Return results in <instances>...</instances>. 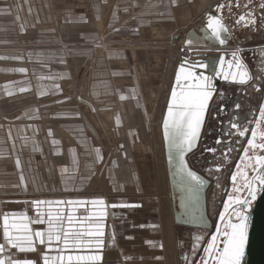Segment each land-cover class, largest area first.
<instances>
[{
  "label": "crops",
  "instance_id": "crops-1",
  "mask_svg": "<svg viewBox=\"0 0 264 264\" xmlns=\"http://www.w3.org/2000/svg\"><path fill=\"white\" fill-rule=\"evenodd\" d=\"M219 1L0 0V244L6 213L32 218L33 201H51L53 214L62 211L65 217L59 226L75 232L80 222L69 226V206L57 209L55 202L88 201L71 210L79 217L105 212L103 247L98 253L65 251V257L98 254L96 264H178L181 252L174 259L151 248L164 240L166 210L157 206L156 212L140 199L144 195L132 194L138 193L132 153L146 147L147 115L157 111L166 90L164 112L169 89L163 86L169 70L173 80L182 31ZM10 70L23 81L11 88L13 94ZM85 95L100 107L84 110ZM14 108L16 113H7ZM106 183L111 189L105 190ZM93 200L104 205L93 206ZM121 204L140 207H111ZM43 211L46 218L47 205ZM31 227L43 231L47 225ZM59 247L62 241L50 248L37 243V251L10 249L0 258L43 264L44 256L61 254Z\"/></svg>",
  "mask_w": 264,
  "mask_h": 264
},
{
  "label": "snow or ice",
  "instance_id": "snow-or-ice-1",
  "mask_svg": "<svg viewBox=\"0 0 264 264\" xmlns=\"http://www.w3.org/2000/svg\"><path fill=\"white\" fill-rule=\"evenodd\" d=\"M223 8L224 5H220ZM247 7V5H245ZM260 8L264 10V3L260 4ZM241 15L236 21L237 25L244 22V26L254 25L255 19L252 13ZM264 19V17H262ZM207 28L211 30V36L217 40L220 45L225 44V39L221 37L222 32L229 30L222 24L221 18L216 16H208ZM232 59L225 61L224 57L219 58L220 68L216 71L217 77H222L224 80L231 79L234 83L247 84L254 78L249 75L248 69L238 56L237 52L232 53ZM187 63V62H185ZM227 63V70L224 68ZM197 66L206 68V64H191L186 68L182 63L175 75V83L171 89V98L168 102L167 116L164 118L165 138L170 141L171 148L175 151L179 159L178 173L186 176L193 185L203 187L204 181L193 171L188 170L185 165V154L190 152L195 146L200 127L203 123L206 109L209 106V101L214 94V86L212 77L203 73L197 74L194 70ZM24 72V69H19ZM255 87V85H253ZM259 90V89H257ZM21 92L27 91L25 88L20 89ZM121 99H124L122 96ZM237 108L239 105L236 106ZM223 112L224 108L221 107ZM260 121L257 124H264V106L259 109ZM232 128L236 129L235 133H229L237 137H245V133L249 128L240 126L235 122L231 124ZM51 135V133H49ZM251 139L247 140L248 147L244 148V156L240 157L244 162V170L241 169V164H237V173L232 174L231 180L233 183V193H241L246 191L248 197L244 198L242 195H230L228 201L224 203V212L220 213V224L216 226L215 233L211 234V238L207 240L206 245L203 246V256L200 257L199 264H242L244 257V249L247 240L248 217L247 211L251 206V202L256 199L258 190L264 191V155H257L256 149L264 152V130L260 128L251 129ZM259 138L260 142H257ZM239 142L238 140L236 141ZM223 143V140H217V144ZM252 154H249V150ZM214 154L215 149L210 150ZM231 151V149H229ZM227 161L228 157L225 155L222 158ZM253 159L255 163H252ZM171 161V157H170ZM19 166V162H17ZM251 169L252 175L249 176L248 169ZM216 172H220L221 168L217 167ZM238 178H243V183L237 184ZM23 180V178H21ZM189 192H194L196 189L192 185L188 187ZM88 201H56L55 205L59 209L61 204H67L69 211L67 214V222L72 226L74 221L80 222V230L72 231L71 228L63 229L59 226V222L65 219L62 211H57L54 215L52 212L53 202L36 200L32 202V207L36 210V216L30 218L24 213L10 212L2 217V229L4 243L0 244V254L10 249H15L19 253H29L37 251L36 245H48L49 248L53 242L62 241V247L57 250L60 255L44 256L43 264H96L101 260L98 254H77L67 255L65 257L62 253L65 251L76 250L78 252L98 253L104 244L102 237H104V229L101 221L105 218L104 211H98L92 216L79 217L74 216L71 206L86 205ZM93 206L104 205L103 200H93L90 202ZM47 205L49 211L45 218L44 206ZM235 206H239L234 207ZM140 207L135 204H121L111 205V207ZM232 207L233 216H228L225 219V214L229 208ZM84 221H89L87 228H85ZM94 221V222H91ZM47 225L46 230H34L31 225ZM149 227H157L156 225H149ZM202 236H195L192 246L193 255L201 248ZM151 244V242H148ZM154 246V245H153ZM186 264H195L194 261H189L187 256L182 257ZM0 264H36L30 259H13L11 256L0 258Z\"/></svg>",
  "mask_w": 264,
  "mask_h": 264
},
{
  "label": "flooded vegetation",
  "instance_id": "flooded-vegetation-1",
  "mask_svg": "<svg viewBox=\"0 0 264 264\" xmlns=\"http://www.w3.org/2000/svg\"><path fill=\"white\" fill-rule=\"evenodd\" d=\"M261 3H264V0H221L217 4H214L217 8L220 5H224L223 8L219 7V11L222 12L221 19L223 25L229 30L226 33H221V37L226 41L222 46H264V19H262L264 17V10L260 8ZM249 12L252 13L255 24L245 27L244 22H241L240 25H237L236 21L241 15H245L246 20L248 19L247 14ZM202 25L204 26L202 22H197L194 27L195 31L200 30ZM204 30L198 32L197 39H193V43L206 51L211 50L213 52L220 46V43L211 36L210 31ZM253 85L255 87L252 86L249 90L247 87L239 88L227 85L224 87V92L215 96V99L210 104L208 113H206L196 150L186 157L189 168L208 181L206 214L212 225V231L218 224L222 227L220 213L225 211L224 203L228 201L230 195L248 197L246 191L233 193L231 176L237 173V164H241V171L244 170V163L247 162V159L245 158V161L242 162L240 157L244 156L243 149L248 147L247 140L252 138L251 129L260 128L264 130V124H257V121H260L259 109L261 106H264V82L256 81L253 82ZM237 105H239L238 108L236 107ZM221 107L224 108L223 112L220 111ZM232 122L240 126L246 125L249 128V131L245 133V137L241 138L229 134L236 131L231 126ZM217 140H223V143L217 144ZM237 140L239 141L238 143L236 142ZM257 142H260L259 138H257ZM212 149L216 150L215 154L210 151ZM255 151L257 155H264V152L259 149ZM249 154H252L251 149L249 150ZM225 155L228 157L227 161L222 159ZM252 163H255L254 159ZM217 167L221 168L220 172L215 171ZM248 173L249 176L252 175L250 168L248 169ZM241 183H243V178H238L237 184ZM230 215L234 217L232 207L225 214V219ZM180 227L188 230L185 237L191 240V248L187 250L188 254H181V261L183 264H186V261L182 257L187 256L189 261L199 264L202 248L210 233L207 231H195L184 225ZM195 236H202L203 240L201 241V248L193 255L192 246ZM180 244L182 246V243Z\"/></svg>",
  "mask_w": 264,
  "mask_h": 264
},
{
  "label": "water",
  "instance_id": "water-1",
  "mask_svg": "<svg viewBox=\"0 0 264 264\" xmlns=\"http://www.w3.org/2000/svg\"><path fill=\"white\" fill-rule=\"evenodd\" d=\"M213 6L214 5H212L198 19L197 22H202L204 24V26L202 25L200 27V30L195 31L194 27H192L185 33L184 46L186 48L194 45L193 39H197L198 32L204 29L206 31L208 30L211 32V30L207 28L208 16H214V17L218 16L220 18L222 17V12L219 11L220 8ZM182 51L183 50L181 49V52ZM234 51L237 52L238 56L245 64L246 68L248 69L249 75L254 78L253 80H250L247 84L234 83L231 81V79L226 81L222 77L216 76V71L220 68L219 58L223 56L225 61L227 62L228 60H231L233 58L232 53ZM182 63L186 68L190 67L191 64H206L207 65L206 68H201L197 66L195 69L192 70H194L197 74L203 73L213 78L212 83L214 86V94L212 99L209 101V106L206 109L205 117H206V113H208L210 104L215 99V96H218L220 93L224 92L225 86L232 85L233 87H239V88L247 87L249 90L253 86V82L256 81L264 82V46L261 45H256L254 47L252 46L236 47L235 45L234 46L220 45L213 52L212 51L201 52V53L198 52L195 54V52L189 51L186 57H184V55H179L172 80L171 89L175 83L176 72L179 70V67L181 66ZM224 68L227 70V63H225ZM171 89H170L168 102L171 98ZM168 102L166 105L165 113L163 115L162 126H161L164 157L167 165L168 177L170 182H172L173 180H172L171 170L173 168V170L176 171L175 179L178 182L177 191L179 193L180 192L183 193L181 196H183L184 198L185 208L190 207L191 209L190 221L188 215L186 214L185 215L186 220L182 221V223L179 222L177 224L188 226L194 229L195 231H199V232L207 231L210 233L209 237L207 238V240H209L211 238V234L215 233L216 230L215 228L212 231V225L210 224L208 216L206 214V191L208 189L209 184L208 181H206V179H204L203 176L195 173L194 171L193 172L198 176H200V178L204 181L203 187L193 185L192 182L189 180V178L178 173V167L180 162L176 156L175 151L171 148L170 141L165 138V130L163 124L164 118L167 116ZM204 120L200 127L199 136L195 146L190 152L186 153L184 157L185 165L190 171L192 170L188 166L186 157L196 150V147L201 137ZM170 157H171V161H170ZM189 185H192L193 188L196 190L190 193L188 190ZM172 196H173V192H172ZM181 206L182 205H180V200L178 199L177 207L179 208V210L183 209V207ZM246 214L248 217V228H247V240L245 244L242 264H264V191H260V190L257 191L256 199L251 202V206ZM175 219L177 222V218ZM233 220H235V217H233ZM201 256H203V248H202Z\"/></svg>",
  "mask_w": 264,
  "mask_h": 264
},
{
  "label": "rangeland",
  "instance_id": "rangeland-1",
  "mask_svg": "<svg viewBox=\"0 0 264 264\" xmlns=\"http://www.w3.org/2000/svg\"><path fill=\"white\" fill-rule=\"evenodd\" d=\"M198 21V19H197ZM196 21V22H197ZM171 75H172V70H169V76H168V84H164L165 86H163L164 90L166 89H171ZM8 79L10 81V83L12 84V87H10V91L9 94H13V92H11V88H13L14 90L17 88V85L22 83L23 81H20L21 77L18 76L16 73L14 74L13 71H8ZM13 79V80H11ZM18 79V80H17ZM82 89V87H81ZM82 94H87L86 91H81ZM165 93L166 90L162 93V95L159 96V106L157 108V111H154L152 113H148V117L150 118L149 120V128H148V134H144L145 137V142H147L142 148H138V149H134V153H132V159H134L136 161L137 164V168H136V172H137V179H136V189L138 191V193L133 192L132 194H140V195H144V197H141L140 199L143 200L146 203H150V205L152 206V209H156L157 212V206H163L164 202H166L165 204L168 206V200H169V206L171 211L174 214V229L171 230V240L174 244H172L173 247V255L175 253V251H178L179 253L181 252V254H188L187 250H190L191 248V240L187 239L185 236L187 234V229L186 228H181V224H177V223H181L182 221H184L185 219H183L184 216V211L182 212V210H179V208L177 207L178 204V199L180 200L181 205H183V207L185 208V201L184 198H180L183 197L181 196L183 193L182 192H176L175 194H173L172 196V192H173V187L177 188L178 187V182L175 179V175H176V171L171 170V175H172V182H170L169 177H168V173H166L164 166L162 165L163 163L162 158H161V150L158 148V140H157V132H159L161 129V126H159V124L161 123L162 120V116L164 115V113H162V104L165 98ZM110 94V93H108ZM170 94V93H169ZM63 95V94H62ZM87 95H85L83 99L84 102V106L82 105V108L84 110H90L91 108H96L97 105L100 107L98 101H93V96H88L89 99H86ZM28 102V101H27ZM77 104V102H75ZM48 102L42 101V105H47ZM167 105V104H166ZM72 106V105H71ZM74 106V105H73ZM75 107V106H74ZM89 108V109H88ZM106 108V107H105ZM161 108V110H160ZM100 109V108H99ZM46 107L43 110L44 112H46ZM155 110V108H154ZM18 111L17 108L14 109H10L7 113H16ZM82 111V110H81ZM85 113V111H82ZM89 112V111H88ZM106 112V111H105ZM160 112V113H159ZM90 113V112H89ZM106 116H108L107 113H105ZM96 115H102L101 113H96ZM148 118V119H149ZM100 119V118H99ZM89 120V119H88ZM106 123L109 124V119H105ZM102 121L99 120V123H101ZM151 125V128H150ZM110 126V125H109ZM160 129V130H159ZM160 142V141H159ZM162 148V144L160 145ZM147 148V149H145ZM147 152V153H146ZM149 153V154H148ZM134 156V157H133ZM149 157V158H148ZM176 184V186H175ZM111 189V187H109L106 183L105 186V190ZM182 193V194H181ZM148 196V198L146 197ZM183 200V201H182ZM168 206V207H169ZM185 209H188L185 208ZM177 211V212H176ZM155 217V219H154ZM185 217V216H184ZM158 217L156 216V214L153 216L154 221H156ZM177 218V222L176 219ZM176 223V225H175ZM166 224H167V218H166V214H165V229H166ZM179 226V227H177ZM167 231L166 233H162V238L164 239L163 241H161V243L158 242L157 245H152V250H156L157 253L163 254V255H170L171 253V249H170V243L167 238ZM173 236V237H172ZM174 238V239H173ZM180 242L182 243V246H180L181 244L179 243V245L175 242ZM164 246V251L160 250L161 246ZM139 248V247H138ZM179 248V249H178ZM154 251V252H156ZM186 254V255H187ZM169 259V257H168ZM178 264H183L182 261H180V258H178Z\"/></svg>",
  "mask_w": 264,
  "mask_h": 264
},
{
  "label": "bare ground",
  "instance_id": "bare-ground-1",
  "mask_svg": "<svg viewBox=\"0 0 264 264\" xmlns=\"http://www.w3.org/2000/svg\"><path fill=\"white\" fill-rule=\"evenodd\" d=\"M215 6V5H214ZM213 6V7H214ZM197 24V22L196 23H194L193 25H196ZM193 27V26H192ZM192 27H189V28H186V29H184L183 31H182V36L183 37H185V33L189 30V29H191ZM184 42H185V38H184ZM181 49L183 50L182 52H181ZM189 51H193V52H195V54L196 53H198V52H208V51H206V50H204V49H202V48H200L198 45H193V46H191V47H185L184 46V43H183V45L180 47V50H179V55H184V57H186L187 55H188V52ZM211 51V50H210ZM178 58H179V56H178ZM176 67V66H175ZM176 69V68H175ZM169 93H170V90H169V92H168V97H167V101H166V104H167V102H168V98H169ZM165 109H166V106H165ZM165 109H164V112H165ZM160 110H161V108H160ZM163 112V113H164ZM160 113V112H159ZM108 116H109V114H108ZM109 118V117H108ZM162 119H163V116H162ZM161 124H162V120H161V123L159 124V126H161ZM160 130V129H159ZM157 135H158V137H157V140H158V148L161 150V158H162V165L164 166V168H165V171H166V173H168V170H167V166H166V164H165V160H164V147H163V139H162V132H161V130L159 131V132H157ZM160 141V142H159ZM162 144V148H161V145ZM149 158V157H148ZM180 185V184H179ZM172 188H173V194H175L176 192H178L177 191V188H175V187H173V185H172ZM182 194V193H181ZM171 197H173V196H171ZM183 197H181V199H182ZM183 201V200H182ZM166 202H164V204H163V206L165 207V210H166V218H167V224H166V231H167V235H168V241H169V245H170V249H171V253H172V256H173V258L175 259L176 258V256H175V253H174V255H173V247H172V244H174L173 242H172V238H171V233H173V232H171V230H173L174 229V214H173V212L171 211V209H170V206H169V200H168V206L165 204ZM180 205H181V203H180ZM181 207H183V205L181 206ZM182 210V212L184 211V216L187 214L188 215V217H189V221H190V212H191V209H190V207H188V209H185L184 207H183V209H181ZM177 212V211H176ZM183 216V219L185 218ZM175 225H176V223H175ZM177 227H179V226H177ZM173 237V236H172ZM171 256V257H172Z\"/></svg>",
  "mask_w": 264,
  "mask_h": 264
}]
</instances>
